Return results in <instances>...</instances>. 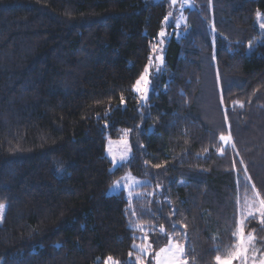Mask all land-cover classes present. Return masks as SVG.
Here are the masks:
<instances>
[{
    "label": "trees",
    "instance_id": "16d2710c",
    "mask_svg": "<svg viewBox=\"0 0 264 264\" xmlns=\"http://www.w3.org/2000/svg\"><path fill=\"white\" fill-rule=\"evenodd\" d=\"M192 1L143 105L172 0H0V264H140L138 224L147 264L172 238L188 264L232 249L240 201L264 198V0ZM127 172L149 180L133 200L108 192ZM244 229L264 252L259 216Z\"/></svg>",
    "mask_w": 264,
    "mask_h": 264
},
{
    "label": "rangeland",
    "instance_id": "374dc122",
    "mask_svg": "<svg viewBox=\"0 0 264 264\" xmlns=\"http://www.w3.org/2000/svg\"><path fill=\"white\" fill-rule=\"evenodd\" d=\"M174 5L177 8L176 12H177L178 16L176 15L177 17H175V16L170 15L168 17V19L166 20V27L162 32L163 35L161 34L159 42L155 45L154 53H153L152 58H151V63H149V65L147 67L148 68L147 75H148V79L150 81L149 89L147 92L148 99H149V96H150V93L152 90V77L155 74L159 73V72H157V69L159 68V71H160L161 66L163 64V63L161 64V58L164 60V54H163L164 47L163 46H164L166 37H168V35H169V31H170L169 29H171V31H173V30L177 29L179 25L183 24L186 21V8L193 7V1L192 0H177V2ZM189 5H191V6H189ZM259 14L260 15H258V23H259L260 28H261V24H264V14L261 12H259ZM172 22L175 23V26L169 27ZM257 42H264V28H261V35L258 38ZM144 74H145V72H144ZM137 93L140 95L141 104L145 105L148 102V99L145 102L142 99V94L140 92H137ZM122 139L127 141V145L120 143V141ZM110 141L112 142L111 144H110ZM229 144H231V143H229ZM225 145H228V144H225ZM109 148H111V151H109ZM106 151H107V155H109L112 158L114 166H116L117 164L122 162L121 156H123L125 154H126V158L123 161L128 160L132 155V148H131V142H130L129 134L127 133L126 135H123L120 138L108 137ZM117 182H119V185H117ZM148 182H149L148 179L141 178L139 176L134 175L131 172H127L120 179H118L115 182V184H113L109 188L108 192L109 193H118L122 190H125L129 196V198L131 200H133L135 197L140 196L142 193V192H139L137 189L139 187H141L142 185L148 183ZM152 192H154V189L152 190ZM129 193H131V195H129ZM254 195L255 194H253L252 196H246V197L242 198V200L240 201L241 209L244 206L245 201L252 199L254 197ZM0 203H4L6 205V208L4 209L3 220L0 221V224H1L5 218L7 204L5 202H0ZM137 228L141 231V233L139 235V242L136 243V245H135V248H136L135 258L139 261L140 264H147V257L151 253V250H152V246L148 240V235H147V232L150 230V228L145 226V225H142V224H138ZM245 234H247V233H245ZM170 244H179V245L183 246L184 250H185V244L180 242L179 240H177L175 238H172L170 243L166 246H169ZM166 246H164V247H166ZM255 247L257 249H259L257 247L256 243H255ZM221 257H225V256H221ZM183 259H186L185 253H184ZM257 259H259V253L257 255ZM155 264H156V260H155ZM232 264H239V261L233 260ZM248 264H251V260H249Z\"/></svg>",
    "mask_w": 264,
    "mask_h": 264
},
{
    "label": "snow or ice",
    "instance_id": "6c2138e0",
    "mask_svg": "<svg viewBox=\"0 0 264 264\" xmlns=\"http://www.w3.org/2000/svg\"><path fill=\"white\" fill-rule=\"evenodd\" d=\"M177 0H172V3L175 4ZM191 6V5H189ZM171 13H169V16ZM258 15H260L258 13ZM168 17H165L167 20ZM261 28H264V24H261ZM163 35V33H161ZM151 63V61H150ZM163 63V59L161 58V64ZM159 72V68L157 69ZM148 68H145V74L141 75L140 79L136 81L135 90L142 94V99L146 102L147 92L149 89L150 81L148 79ZM123 99V98H121ZM240 106L243 107L241 102ZM129 130H125V135ZM220 140L225 144L231 143L232 147L235 148V144L232 142L231 135L225 136L223 134L220 135ZM112 142L110 141V144ZM120 143L127 145L126 140H121ZM111 151V148H109ZM223 152V149L220 150ZM126 158V154L121 156V161ZM161 165H156V167H160ZM245 171L247 169L245 168ZM246 179L250 180L251 177H246ZM119 185V182H117ZM255 188V185H252ZM131 195V193H129ZM6 205L4 203H0V221L3 220L4 209ZM257 214L260 218V222L264 224V198H260V194L258 192L255 193L254 197L250 200H246L244 206L240 212V219L237 222L235 231L232 233V236L235 238L236 243L232 246V249L227 251V255L225 257H221L220 255L215 256L216 264H232L233 260L239 261V264H248L249 260H251V264H264V252H261L260 249L255 247L256 237L252 233L245 234V221L249 218L256 219ZM175 227V225H173ZM264 243V241H261ZM143 250V249H142ZM185 250L184 247L179 244H170L169 246L162 247L156 253L155 259L156 264H188L186 259H183ZM259 253V259H257V255ZM108 260H112L111 257ZM112 264H119L118 261H112Z\"/></svg>",
    "mask_w": 264,
    "mask_h": 264
}]
</instances>
